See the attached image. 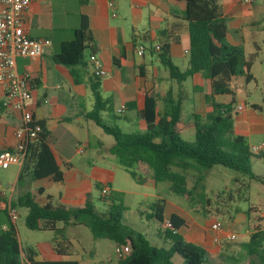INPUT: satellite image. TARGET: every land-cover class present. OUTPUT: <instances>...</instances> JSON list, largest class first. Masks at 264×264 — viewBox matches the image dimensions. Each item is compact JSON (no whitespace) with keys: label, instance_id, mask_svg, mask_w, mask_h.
Masks as SVG:
<instances>
[{"label":"crops","instance_id":"0c3cea01","mask_svg":"<svg viewBox=\"0 0 264 264\" xmlns=\"http://www.w3.org/2000/svg\"><path fill=\"white\" fill-rule=\"evenodd\" d=\"M108 1L110 0H34L26 14L24 24L26 33L31 38L49 40L50 46L39 58L31 60L18 58L16 71L29 75L31 79L33 118L36 122L45 124L50 135L49 148L63 177L59 183L47 178L31 184L29 191L39 205L49 203L53 206L61 204L69 208L81 207L87 195L93 200V193L97 190L96 184L100 185L101 189L107 188L109 194L122 193L124 202L123 191L114 185L116 166L108 153L113 142L103 141L102 135H105L103 131L83 117V114L90 111L93 106L89 86L92 75L88 62L91 55L101 60L106 72V75L99 79L101 96L110 101L109 110L116 116H122L117 114V110L125 106L124 124L131 130L139 129L145 132L146 125L137 113L143 109L144 94L153 88L160 96L169 89L175 95L183 93L184 100L177 129L179 135L189 136L192 141L194 139L192 114L204 115L211 111L204 102V95L209 92V83L200 75H194L181 85H177L170 81L167 71L161 72L160 68L164 67L160 65L156 52L149 50L142 57H137L134 53V47L138 44L153 47L166 42L173 64L180 70H185L188 67V55L185 52L189 49L187 33L184 30L178 35L172 32V37L176 38L175 42L160 36L161 31H168L171 34L172 26L184 25L181 20L184 4L171 0H111L113 5L108 7ZM219 5L226 21L225 40L231 46L242 48L245 61L250 65L248 74L252 77L248 82L243 75L234 77L231 86L237 91V87L232 84L236 79L245 90L256 88L259 82L264 86L263 0H252L250 3L244 0H220ZM81 18H85L90 31L92 39L90 46L94 53L86 51L84 64L73 68V71L82 76V81L75 83L70 69L54 64L52 57L59 52L61 44L74 38V31L79 28ZM165 81L169 82V87L162 90L161 84ZM2 99L3 88L0 85V104ZM218 100L227 103L230 98L223 97ZM244 102L236 101L235 113L236 108L242 106L243 110L237 115H243L241 119L246 120L248 124L245 128L243 121L240 120L236 123V129L240 133L246 129L249 134L264 135V120L255 115L261 107L253 103L246 112ZM262 103L264 104V97ZM157 111L160 114L163 112L161 102L158 103ZM129 112L135 115L136 123L131 120L132 118L126 117ZM103 119L108 120V112L103 113ZM237 125H241V128ZM20 126L19 113L0 108V151L14 149L17 144L15 131ZM89 133H95V142L92 143L94 147L86 136ZM263 139L248 145L258 146ZM137 169L142 175L150 176L145 165L139 164ZM19 170L20 167L16 166L10 182L4 183L0 178V210L4 214L5 207L26 190L16 186ZM146 178V181L155 187L151 179ZM99 192L101 195V190ZM166 212L165 206V220L173 214L170 211L167 214ZM259 216L264 226V212L259 210ZM6 229L3 226L1 231ZM205 230L201 240L188 235L190 231L188 224L187 228L179 230V234L186 241L206 251L209 257L208 264L228 262V257H224V246L233 242H227L225 234L232 233L224 229L218 235L220 244L217 245L212 241L213 234L209 228ZM161 239L164 240V237ZM221 239L225 241L221 243ZM107 248L108 246H102L100 251L104 252ZM71 250L73 249L70 243L68 256H72ZM89 256L92 254L89 253ZM37 259L64 261L63 256H58L54 248L45 247L37 252ZM243 261L241 264H248L245 259ZM110 262L113 260L109 256L107 263ZM232 262L235 264V261ZM77 263L87 264L85 261ZM176 264H181V260H177Z\"/></svg>","mask_w":264,"mask_h":264},{"label":"trees","instance_id":"16d2710c","mask_svg":"<svg viewBox=\"0 0 264 264\" xmlns=\"http://www.w3.org/2000/svg\"><path fill=\"white\" fill-rule=\"evenodd\" d=\"M182 2L184 11L181 20L184 25L171 27L161 31L160 36L175 42L172 32L177 35L185 31L189 38L188 67L180 70L173 64L169 55L168 43L159 45L157 59L167 71L170 81L181 85L194 75H200L209 83V92L204 95V102L211 108L204 115L192 114L194 139L188 143L181 139L178 131L183 93L177 95L169 89L160 96L153 88L144 94V106L137 115L141 118L146 130L143 133H124L116 125L118 116L110 110V101L104 99L99 91V78L89 79L93 99L92 109L83 114L86 121L99 127L103 133L113 139V145L108 153L115 157L118 165L136 184H145L147 178L138 175L133 168L139 164L145 165L150 172L149 178L156 186L168 184V191L178 197L196 196L201 201H207L204 193L203 176H197L191 189L187 186L186 174L196 173L198 169L205 171L215 166L231 170L249 181L264 185V174L255 175L252 171L253 159H264V139L260 153L253 154L247 144L246 137L240 133L234 122L236 116L235 88L231 86L234 77L243 75L248 82L252 77L248 74L250 65L245 61L241 47L229 45L225 38L227 34L226 21L219 5L220 0H171ZM264 4V0H263ZM91 35L85 18L74 31L70 42L61 44L59 52L52 57L56 65L70 69L75 83L82 81V76L73 68L83 65L85 52L91 48ZM245 69V71H244ZM199 91V88H197ZM229 97L227 103L219 102V98ZM161 102L163 112L157 111ZM130 106V105H129ZM133 106V105H131ZM0 108H2L0 104ZM108 112V120L103 119V113ZM41 131L33 140L27 141L24 148L23 162L17 177L16 186L26 188L15 201L12 208L26 209L24 226L30 231L50 232L52 242L58 256H68L70 242L65 232L70 227L86 228L93 240H107L114 247H125L127 253L119 258L116 264H175L173 257L177 256L181 264H208L206 251L186 241L179 230L187 228L186 221L172 214L169 220L172 230L164 229L165 201L158 200L150 207L147 219L158 222L163 231L164 240H168V248H158L151 245L144 235L123 224V214L126 211L123 194L111 192L102 200L108 203L105 213L95 210L93 200L87 195L83 206L69 208L65 205L53 206L49 203L39 205L34 201L29 188L32 183L51 179L54 183L62 181V173L48 145L49 132L43 122H36ZM12 151V150H9ZM95 188L100 191L101 186ZM199 188V192H195ZM247 232L249 243L246 245L248 264H264V226L259 216V209L248 206L246 211ZM173 231V232H172ZM260 250V251H258ZM0 264H78L75 261H41L33 248L23 249L17 239L16 227L9 222L6 230L0 232Z\"/></svg>","mask_w":264,"mask_h":264},{"label":"rangeland","instance_id":"374dc122","mask_svg":"<svg viewBox=\"0 0 264 264\" xmlns=\"http://www.w3.org/2000/svg\"><path fill=\"white\" fill-rule=\"evenodd\" d=\"M181 67V66H180ZM161 72H166L164 68H160ZM232 84L237 87L236 101H245L246 112L251 108V104L259 105L260 110L255 112V115L264 120V104L262 98L264 97V86L258 83L256 88L243 89L239 81L233 80ZM162 90L169 87V82L165 81L161 84ZM247 113L245 114V116ZM126 117L132 118L136 123L135 115L131 112L126 114ZM243 115L234 117L236 123L242 120ZM246 128L247 121L242 120ZM116 125L121 127L124 133H143L141 130H131L124 124V118L118 116ZM241 125H237L240 127ZM241 128V127H240ZM239 128V129H240ZM245 137L247 144L257 143L263 139V133L249 134L246 129L241 132ZM95 133H89L86 136L91 144L95 142ZM181 139L191 143L192 138L189 136L180 135ZM102 140L106 142H113L110 136L102 135ZM92 147L94 145L92 144ZM116 171L114 185L124 193V206L126 211L123 214V224L132 228L133 230L144 235L146 240L153 246L158 248H168V240H163V231L159 224L154 219H147V215L151 212L150 207L158 200L165 201L167 209L166 214L170 211L173 214L181 216L190 227L188 235L194 236L201 240L203 233L210 227L212 221H219L224 224L225 229L231 232L235 241L228 246H224V257H228L230 264L235 261V264H241L243 260L248 262L250 259L247 255L246 245L249 243V234L247 232L246 211L248 206H255L260 211L264 212V185L255 181H249L246 177L241 176L231 170L215 166L210 170L198 169L196 173L190 171L186 174L187 186L189 189L194 186L197 176L204 175L205 198L207 201H201L196 196L178 197L168 191V184L160 183L153 187L147 181L145 184L139 185L131 180L129 175L119 167L115 157L111 156ZM252 171L255 175L264 174V159L252 160ZM16 171V166H10L9 169H0V178L5 182H10ZM133 171L138 175L143 176L136 167ZM145 175V174H144ZM149 177L145 175V178ZM146 180V179H145ZM5 186V185H4ZM199 192V188L195 191ZM109 195V193H108ZM100 192L95 190L93 193V205L97 212L105 213L108 209V203L102 200ZM18 219L15 222L17 239L23 249L33 248L38 252L42 247L54 248L55 244L52 242L53 234L50 232L30 231L24 226V219L26 217V209L16 208ZM9 220L6 214L0 210V232L1 228L8 227ZM230 234V233H228ZM66 239L71 243L72 256L63 257L64 261H85L87 264H105L110 256L113 262L107 264H116L117 257L114 253L115 247L113 243L107 240H93L89 231L84 227H70L65 232ZM192 239V238H191ZM225 241L221 239V243ZM102 246H108L104 252L100 251ZM264 247V242L262 243ZM260 251V250H258ZM89 253L92 256H89ZM180 260L177 256L173 257V263ZM228 262H221V264H228Z\"/></svg>","mask_w":264,"mask_h":264},{"label":"built area","instance_id":"2783aa9c","mask_svg":"<svg viewBox=\"0 0 264 264\" xmlns=\"http://www.w3.org/2000/svg\"><path fill=\"white\" fill-rule=\"evenodd\" d=\"M34 0H0V85L3 88L2 109L20 114L21 126L15 131L17 144L12 151H0V169L6 170L10 166H21L24 156L25 143L33 140L36 134L41 131L39 125L33 121V103L31 99V79L27 74H19L16 71V60L36 59L42 56L44 50L50 46V41L45 39L31 38L24 29L25 17L31 3ZM250 3L252 0H244ZM113 2L108 1V7H112ZM115 14H112L114 17ZM159 45L150 46L138 44L134 47V53L137 57H142L146 52L152 50L159 52ZM187 54V52H185ZM90 64V73L95 78H103L106 75L104 66L95 55L88 59ZM243 110L242 106L236 108V113ZM125 113V106L117 110L118 115ZM263 143L258 146H252L251 152L258 154L262 150ZM7 188V187H6ZM101 196L107 197V188L101 189ZM9 222L15 224L18 219V213L8 204L5 207ZM164 229L172 230L169 220H165ZM222 222L213 221L209 230L213 234L212 241L220 244L218 235L224 231ZM173 232V231H172ZM227 242L235 241L233 234H225ZM128 249L115 247L114 252L117 258L123 257Z\"/></svg>","mask_w":264,"mask_h":264}]
</instances>
